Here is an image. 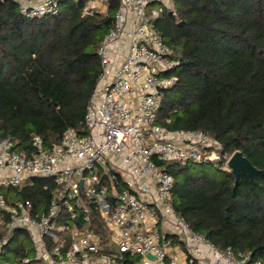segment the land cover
I'll list each match as a JSON object with an SVG mask.
<instances>
[{
	"label": "built area",
	"instance_id": "built-area-1",
	"mask_svg": "<svg viewBox=\"0 0 264 264\" xmlns=\"http://www.w3.org/2000/svg\"><path fill=\"white\" fill-rule=\"evenodd\" d=\"M16 1L26 17H44L58 14L62 0ZM169 4L120 0L99 47L103 70L84 134L69 128L51 149L35 134L30 153L0 140V264H264L217 247L173 208L175 177L164 164L223 158L230 170L232 154L213 160L221 147L207 132L170 131L158 120L163 92L176 83L167 74L179 65L155 27ZM34 178L50 179L41 209L7 192Z\"/></svg>",
	"mask_w": 264,
	"mask_h": 264
},
{
	"label": "trees",
	"instance_id": "trees-1",
	"mask_svg": "<svg viewBox=\"0 0 264 264\" xmlns=\"http://www.w3.org/2000/svg\"><path fill=\"white\" fill-rule=\"evenodd\" d=\"M90 1L62 0L56 15L26 17L16 0H0V140L18 152L32 151L35 134L51 149L69 128L85 133L103 70L99 47L120 8V0H105V11L87 10ZM171 2L155 27L179 65L167 74L176 83L163 92L159 122L170 131L201 129L221 155L241 151L262 170L255 182L246 174L236 182L223 158L168 162L173 208L217 247L264 262V0ZM49 182L34 178L7 192L41 209Z\"/></svg>",
	"mask_w": 264,
	"mask_h": 264
},
{
	"label": "water",
	"instance_id": "water-1",
	"mask_svg": "<svg viewBox=\"0 0 264 264\" xmlns=\"http://www.w3.org/2000/svg\"><path fill=\"white\" fill-rule=\"evenodd\" d=\"M228 165L236 178V182L239 181L242 174H246L253 182H255L257 181L259 174L262 172V170L254 166L241 151H236L232 154L228 161ZM148 256L152 258L150 254Z\"/></svg>",
	"mask_w": 264,
	"mask_h": 264
},
{
	"label": "rangeland",
	"instance_id": "rangeland-1",
	"mask_svg": "<svg viewBox=\"0 0 264 264\" xmlns=\"http://www.w3.org/2000/svg\"><path fill=\"white\" fill-rule=\"evenodd\" d=\"M96 1V2H95ZM94 1V6H95V9H93V10H101V9H105L106 8V3H105V0L104 1H102V0H95ZM157 8L159 7V5H157L156 6ZM165 9H168V10H171L172 9V5L171 4H169V6H166V8ZM220 147H218L217 149H219ZM219 151L220 150H213L211 153H210V155H211V157H212V159L213 160H216L215 159V156H217L218 155V153H219ZM213 162V161H212ZM200 165H203V164H200Z\"/></svg>",
	"mask_w": 264,
	"mask_h": 264
}]
</instances>
